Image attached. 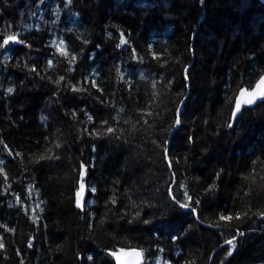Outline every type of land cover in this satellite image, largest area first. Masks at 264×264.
Instances as JSON below:
<instances>
[{
	"label": "trees",
	"instance_id": "16d2710c",
	"mask_svg": "<svg viewBox=\"0 0 264 264\" xmlns=\"http://www.w3.org/2000/svg\"><path fill=\"white\" fill-rule=\"evenodd\" d=\"M262 75L263 0H0V264H264Z\"/></svg>",
	"mask_w": 264,
	"mask_h": 264
},
{
	"label": "snow or ice",
	"instance_id": "6c2138e0",
	"mask_svg": "<svg viewBox=\"0 0 264 264\" xmlns=\"http://www.w3.org/2000/svg\"><path fill=\"white\" fill-rule=\"evenodd\" d=\"M16 40H17L16 36H8L7 39H5L3 43H4V45H7L10 41L15 42ZM58 49L62 55L68 54L66 49L63 47V42H61L60 45H58ZM72 60H75V57H72ZM61 79H63V78H61ZM8 91L11 92L12 90L8 89ZM245 97H247V98H245ZM257 97H264V77H261L259 83L256 85V88L252 92H248L247 89L241 90L240 98L237 99L236 104H235L236 111L238 112L241 109V106L244 104H249V105L252 104L257 99ZM176 123L177 124L180 123L179 119L176 120ZM107 131L109 133H111L114 130L112 128H108ZM84 191H85L84 185L81 184L80 185V191L77 193V196L82 198ZM92 191H95V189H92ZM189 200H191V197H189ZM77 204H78V206L83 207L81 199L77 200ZM182 207L188 208L189 204L185 203L182 205ZM236 218L237 219L239 218V214L237 215ZM220 219L225 220V221H230L233 219V217L232 216H221ZM226 243L229 245H232L233 240H228V241H226ZM2 247H3V244L0 243V248H2ZM121 251H123V250H121ZM229 254H231V253H229ZM113 255H116V254L113 253ZM135 255L137 257H142V253H139V252L135 253ZM138 264H139V262H138Z\"/></svg>",
	"mask_w": 264,
	"mask_h": 264
},
{
	"label": "water",
	"instance_id": "95a60500",
	"mask_svg": "<svg viewBox=\"0 0 264 264\" xmlns=\"http://www.w3.org/2000/svg\"><path fill=\"white\" fill-rule=\"evenodd\" d=\"M17 41H18V39L15 42H17ZM261 77H264V75L260 76V78L254 83V85L252 87L244 86V87L240 88V90L238 91V94L236 95L235 102H234V107H233V112H232V120H231V123H230L231 126H229V127H233L234 126L236 119L242 114V112L244 111L245 108H247V107L248 108H256L259 104L264 102V97H257V99L252 104H250V105L249 104L242 105L241 109L238 112L236 111V108H235L236 101H237V99L240 98L241 90L242 89H247L248 92H252L256 88V85L259 83ZM245 98H247V97H245ZM183 106L184 105L182 104L181 108H180V112H182V110L184 108ZM179 126H180V123L177 124L176 127H179ZM86 176H87V167L85 166L84 169H83L82 180H81V184L84 185V188H86V183H85V180H84ZM79 191H80V189H79ZM86 195H87V192L85 190L84 193H83V197L82 198L78 197V199H81L82 204H83V207L79 206L81 209L84 208V202H85ZM185 209H187V208H185ZM137 252L142 253V257H137L135 255V253H137ZM138 262H139V264H144V262H145L144 253L139 248H133L132 250H130L129 253H127L126 255L121 257L118 260L117 264H138Z\"/></svg>",
	"mask_w": 264,
	"mask_h": 264
},
{
	"label": "bare ground",
	"instance_id": "6f19581e",
	"mask_svg": "<svg viewBox=\"0 0 264 264\" xmlns=\"http://www.w3.org/2000/svg\"><path fill=\"white\" fill-rule=\"evenodd\" d=\"M122 257H123V256H122ZM119 259H120V258H119ZM119 259H118V260H119ZM118 260H117V262H118Z\"/></svg>",
	"mask_w": 264,
	"mask_h": 264
}]
</instances>
